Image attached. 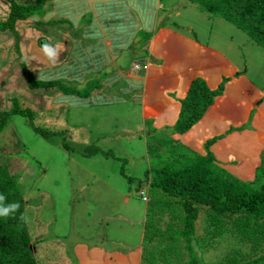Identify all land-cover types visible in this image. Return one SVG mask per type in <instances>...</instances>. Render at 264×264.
Listing matches in <instances>:
<instances>
[{
    "label": "rangeland",
    "instance_id": "obj_1",
    "mask_svg": "<svg viewBox=\"0 0 264 264\" xmlns=\"http://www.w3.org/2000/svg\"><path fill=\"white\" fill-rule=\"evenodd\" d=\"M160 2L158 28L149 35L156 42L155 52L148 56V67L134 66V73L145 78L154 72L169 79L156 88L146 86L150 94H158L151 117H145V103L134 104L129 96L125 105L113 109L73 108L54 102L56 89H30L27 75L17 80L13 58L22 56L36 78L35 69L55 65L62 57L52 34L24 36L16 31L11 45L19 56L14 49L0 51V110L12 107L7 98L16 95L21 105L34 109L31 120L49 132L47 137L38 134L29 116L17 113L9 115L0 131L2 177L9 180L7 173L25 200L39 264H104L92 254L109 255L116 264H134L139 248L142 264H191L196 259L203 264H240L264 255V221L252 226L251 216L218 215L201 205L194 256L185 247L184 209L162 193L155 199L157 190L148 189L145 173L154 157L149 158L147 143L153 152L169 153L180 141L183 151L195 154L203 153V142L217 135L222 137L210 150L218 165L236 180L264 185V47L190 0ZM146 40L142 33L133 48ZM212 50L217 57L210 56ZM194 75L224 91L194 134L177 135L172 142L179 93ZM139 96L147 99L148 93ZM92 147L98 151L85 155L84 149Z\"/></svg>",
    "mask_w": 264,
    "mask_h": 264
},
{
    "label": "trees",
    "instance_id": "obj_2",
    "mask_svg": "<svg viewBox=\"0 0 264 264\" xmlns=\"http://www.w3.org/2000/svg\"><path fill=\"white\" fill-rule=\"evenodd\" d=\"M7 1L10 3L9 12L5 20L0 18V33L16 31L17 23L25 22L28 19H36L38 23L43 25H52L51 21L40 22L39 20V17H43L45 5L50 0H33L31 3H19L18 0ZM190 1L196 3L201 10L219 15L231 22L264 47V0ZM145 34H147L146 41L151 39L149 35L152 32ZM21 59L23 62L22 56ZM23 65L27 70L30 89L51 88L64 95L74 94L86 97L95 89L102 87L101 77L87 82L85 89L78 87L80 86L78 84H76L78 86L75 84L68 85L58 80L40 81L32 78L27 65L25 63ZM227 79L225 78V80ZM223 91L222 88L212 89L203 76L193 78L184 95L180 98L179 120L172 134V142H177V135L188 134L203 119L209 107L214 104L216 97L222 95ZM11 99L12 107L9 110L0 111V131L5 128L9 115L17 113L29 116L28 120L30 118L32 129L47 137L49 132L31 120L34 109L31 106L21 105L22 103L15 96ZM220 137L222 136L217 135L208 139L203 144L205 151L195 154H187L183 151V144L180 141H178V148L172 149L169 153L166 149L153 152L151 151L152 147L147 146L150 158L154 157V159L151 160L152 164H149V169L145 173V180L150 179L149 188L153 187L157 190L155 199L159 200L160 193H162L164 196L175 199L176 203L184 209L183 237L186 240L185 247L188 251H193L194 256L196 255L192 241L194 238L196 239L201 205L208 206L213 213L218 215L245 214L251 216L252 226L264 221V185L256 187L252 182L236 180L225 168L218 165L216 156L210 149ZM159 144L160 147L164 146L162 142ZM65 146L67 147V145ZM87 148L83 152L88 156L94 155L98 151L94 147ZM164 152H167V155H164ZM121 172L127 177L123 169ZM3 173V165L0 164V195L5 197L3 204L7 206L18 203L19 208L7 216H0V264H39L32 248L33 238L28 227L25 200L16 188L15 181L7 173L5 174L9 180L3 179ZM140 190L141 188L138 192ZM21 215L25 216L24 220L20 219ZM202 240V242L208 241L207 239ZM191 264L203 263L196 259L191 261ZM240 264H264V255L243 261Z\"/></svg>",
    "mask_w": 264,
    "mask_h": 264
},
{
    "label": "crops",
    "instance_id": "obj_3",
    "mask_svg": "<svg viewBox=\"0 0 264 264\" xmlns=\"http://www.w3.org/2000/svg\"><path fill=\"white\" fill-rule=\"evenodd\" d=\"M32 1L18 0L19 3H31ZM159 4H161L160 0H50L45 5L43 17H39V20L40 22L51 21L52 27L56 29L49 30L48 26L41 27L43 24L38 23L36 19H28L25 22H18L15 30L24 36H29L33 32L38 35L46 32L52 34V41L59 42L55 45L62 50V57L55 65H43L35 69L36 79L40 81L58 80L68 85L86 86L87 82L101 77L102 87L95 89L90 95L80 97L56 92L53 95L54 102L68 104L73 108L91 106L92 109L98 107L113 109L125 105L126 97L129 96L132 97L134 104L145 103V117H151L154 113L153 108L159 104L155 100L158 94H150L146 86L156 88L169 79L154 72L147 77L148 79L134 73V66H149L148 56L155 52V40L149 39L141 47H133L142 32L153 33L158 28L161 11ZM9 5L7 0H0V18L3 20L8 15ZM61 25L65 30L60 28ZM16 31L0 33V51L9 53L14 49L12 53L17 57L19 56L18 48L11 45L14 44ZM144 52L147 56L143 54ZM209 54L211 57L218 56V53L215 54L213 50L209 51ZM157 57L160 59L161 55ZM13 59L19 68L17 80L21 81L27 75L23 64L25 63L27 67L28 64L24 59L22 62L21 56L18 60ZM122 61H126L128 67L118 65L123 63ZM27 76L26 85H28ZM194 76L197 77V75ZM187 87L183 93H179V112L180 98ZM141 93H148V98L144 99L139 96ZM14 96L16 95L12 97ZM12 97L7 99L12 100ZM10 108L5 107L1 110ZM149 108L152 109L147 111ZM195 126L188 134H194ZM196 144L200 145V142L196 141ZM147 153L150 158L148 150ZM92 257L103 258L104 264H116L112 262L109 255L92 254ZM121 257L123 258L122 255ZM133 259L136 260L134 264H142L141 248L138 249L137 258L133 256Z\"/></svg>",
    "mask_w": 264,
    "mask_h": 264
},
{
    "label": "clouds",
    "instance_id": "obj_4",
    "mask_svg": "<svg viewBox=\"0 0 264 264\" xmlns=\"http://www.w3.org/2000/svg\"><path fill=\"white\" fill-rule=\"evenodd\" d=\"M46 51H47V49H46ZM4 199H5V197L0 195V216H7L10 213L15 212L19 208L18 203H13V204H9L7 206H4V204H3ZM20 219L24 220L25 216L21 215Z\"/></svg>",
    "mask_w": 264,
    "mask_h": 264
}]
</instances>
